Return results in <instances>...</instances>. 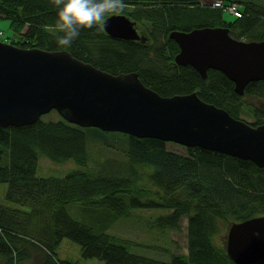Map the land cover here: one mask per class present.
<instances>
[{"label":"trees","instance_id":"trees-1","mask_svg":"<svg viewBox=\"0 0 264 264\" xmlns=\"http://www.w3.org/2000/svg\"><path fill=\"white\" fill-rule=\"evenodd\" d=\"M257 1H244L240 16L226 22L223 9L200 0H124L128 7L121 14L142 30L139 41L113 39L94 28L82 30L71 47L56 43L52 0H0V18L18 34L6 43L67 50L112 74L135 72L161 96L196 92L241 119L248 107L242 97L264 104V81L249 82L239 96L220 71L209 69L203 79L193 67L176 65L179 48L168 36L224 26L236 39L264 41V4ZM250 114L249 124H264V111ZM98 142H109L111 153L92 151L91 143ZM186 150L177 153L159 139L82 128L64 119L40 117L32 125L0 127V182L8 183L6 201L12 205L0 204V264H78L57 257L64 238L79 245L82 258L103 264H235L226 253V232L234 222L264 216V168L199 147ZM39 154L53 162L73 160L81 169L62 177L38 176ZM69 205L107 209L111 222L131 218L136 209L166 210L148 224L159 231H178L186 218L187 253H171L167 261L136 254L130 240L105 231L108 222L100 228L80 222L67 211Z\"/></svg>","mask_w":264,"mask_h":264},{"label":"water","instance_id":"water-1","mask_svg":"<svg viewBox=\"0 0 264 264\" xmlns=\"http://www.w3.org/2000/svg\"><path fill=\"white\" fill-rule=\"evenodd\" d=\"M103 30L113 39H141L124 14L108 16ZM168 38L179 48L176 65L193 67L203 79L209 69L220 71L239 96L249 82L264 81V41L236 39L224 26L171 31ZM52 110L82 128L199 147L264 168V124L234 118L196 92L161 96L135 72L112 74L67 50L0 41V127L32 125ZM225 249L235 264L264 259V216L232 223Z\"/></svg>","mask_w":264,"mask_h":264},{"label":"rangeland","instance_id":"rangeland-1","mask_svg":"<svg viewBox=\"0 0 264 264\" xmlns=\"http://www.w3.org/2000/svg\"><path fill=\"white\" fill-rule=\"evenodd\" d=\"M200 1L204 4H211L212 0ZM232 1L237 4L239 3L238 0ZM257 2H262V4H264V0H259ZM223 19L226 22H230L234 19V16L228 11H224ZM24 30L25 28L22 29L21 33H23ZM8 39L18 40V34L10 26L8 19L0 18V41L6 42ZM242 101L247 103L248 107L247 112L241 114L240 118L247 122H254V118L250 112L254 109H257L258 112L264 111V104L253 96L242 97ZM41 119L44 121L63 120L59 113L55 110L42 115ZM91 133L96 136L98 134L94 129L91 130ZM90 137L92 138L93 136ZM108 144L109 142L102 145L99 142L96 144L91 143L92 151L99 152L98 154L109 155L111 150L109 149ZM167 148L177 153L187 154V147L173 142H167ZM120 152L121 151L115 150V153L119 157ZM78 169H81L80 166H78L73 160H66L59 163L49 160L42 154H39L38 156L37 175L41 177H62L70 171ZM7 190L8 183L0 182V204L9 207L12 205L6 201ZM67 211L74 219L90 226L100 228L103 225H107L106 222H108L105 231L109 234L130 240L133 243L131 251L136 254L167 261L171 253H187L186 218L181 220L180 230L178 231L169 229L159 231L157 229L148 228V224L156 216L166 213V210L136 209L132 211L133 214L131 218L121 217L113 222H111L112 217L110 216V211L102 207L69 205L67 207ZM56 253L60 260L77 262L78 264H103V262L97 258H82L79 245L67 238H64L61 241Z\"/></svg>","mask_w":264,"mask_h":264},{"label":"clouds","instance_id":"clouds-1","mask_svg":"<svg viewBox=\"0 0 264 264\" xmlns=\"http://www.w3.org/2000/svg\"><path fill=\"white\" fill-rule=\"evenodd\" d=\"M57 9L54 31L56 43L71 47L84 29L103 30L106 18L121 14L128 5L124 0H52Z\"/></svg>","mask_w":264,"mask_h":264},{"label":"built area","instance_id":"built-area-1","mask_svg":"<svg viewBox=\"0 0 264 264\" xmlns=\"http://www.w3.org/2000/svg\"><path fill=\"white\" fill-rule=\"evenodd\" d=\"M211 6L228 11L233 16H240L239 5L236 2H226L225 0H212Z\"/></svg>","mask_w":264,"mask_h":264},{"label":"crops","instance_id":"crops-1","mask_svg":"<svg viewBox=\"0 0 264 264\" xmlns=\"http://www.w3.org/2000/svg\"><path fill=\"white\" fill-rule=\"evenodd\" d=\"M244 1H245V2H249V1H253V0H241V1L238 0V2H239L238 5H240L239 7L243 6L242 3H243ZM260 1H261V0H260ZM262 1H263V0H262ZM260 3H262V2H260Z\"/></svg>","mask_w":264,"mask_h":264},{"label":"flooded vegetation","instance_id":"flooded-vegetation-1","mask_svg":"<svg viewBox=\"0 0 264 264\" xmlns=\"http://www.w3.org/2000/svg\"><path fill=\"white\" fill-rule=\"evenodd\" d=\"M137 29H138V32H139V34H141V29H140V27H137ZM140 40V39H139ZM139 40H137V41H139Z\"/></svg>","mask_w":264,"mask_h":264},{"label":"bare ground","instance_id":"bare-ground-1","mask_svg":"<svg viewBox=\"0 0 264 264\" xmlns=\"http://www.w3.org/2000/svg\"><path fill=\"white\" fill-rule=\"evenodd\" d=\"M203 5H205L204 3H202Z\"/></svg>","mask_w":264,"mask_h":264}]
</instances>
